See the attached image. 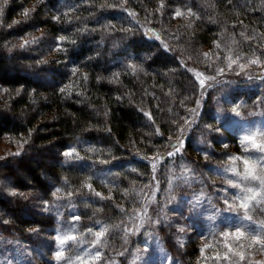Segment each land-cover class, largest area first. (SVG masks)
<instances>
[{
	"label": "trees",
	"instance_id": "trees-1",
	"mask_svg": "<svg viewBox=\"0 0 264 264\" xmlns=\"http://www.w3.org/2000/svg\"><path fill=\"white\" fill-rule=\"evenodd\" d=\"M251 59L264 67V0H0V141L20 148L0 159L1 233L36 244L73 210L74 237L126 261L157 179L153 214L175 192H164L171 168L209 176L224 162L219 111L264 103V72L211 85L183 152L156 169L199 104L191 66ZM158 230L182 264L221 263L220 232L204 247L173 224Z\"/></svg>",
	"mask_w": 264,
	"mask_h": 264
},
{
	"label": "rangeland",
	"instance_id": "rangeland-1",
	"mask_svg": "<svg viewBox=\"0 0 264 264\" xmlns=\"http://www.w3.org/2000/svg\"><path fill=\"white\" fill-rule=\"evenodd\" d=\"M148 33L158 37L150 28ZM47 43L54 52V43L50 39ZM236 62L208 72L191 66L201 85L198 109L181 135L171 141L168 152L153 158L156 169L164 160L183 152L187 133L198 119L211 85L264 72V67L258 70L249 68L254 62L252 59ZM241 108L240 105L229 106L219 111L216 117L221 130L229 131L232 138L222 136L220 130L219 134L224 137L222 148H226V152L221 149L220 153L224 162L212 166L209 176L182 164L178 170L171 168V177L164 192L173 187L175 192L170 193L169 199H164L162 209L153 214L150 203L157 207L155 199L160 188L157 179L145 209L133 223L137 235L144 231L146 237L131 250L126 261L103 259L100 250L94 249L95 241L74 237L77 216L71 210L66 216L58 215L59 223L36 244L0 231V264H182L166 247L158 230L160 224L167 227L173 224L181 243L197 238L204 247L210 245L204 242L206 239L220 232L217 238H222V248L213 251L220 264H264V103L254 110L248 109L247 113ZM18 149V145L8 139L1 140L0 159L18 153ZM102 172L105 173L103 169ZM10 192L17 194L13 189ZM23 194L31 195L30 192ZM93 236L98 239V234ZM98 240L100 244V238Z\"/></svg>",
	"mask_w": 264,
	"mask_h": 264
},
{
	"label": "snow or ice",
	"instance_id": "snow-or-ice-1",
	"mask_svg": "<svg viewBox=\"0 0 264 264\" xmlns=\"http://www.w3.org/2000/svg\"><path fill=\"white\" fill-rule=\"evenodd\" d=\"M7 2V0H5V3ZM27 14V13H26ZM63 39V38H62ZM25 43H28L27 41H25ZM66 155H70V153H66ZM15 194V193H13Z\"/></svg>",
	"mask_w": 264,
	"mask_h": 264
}]
</instances>
